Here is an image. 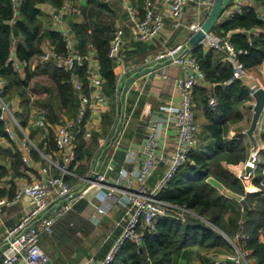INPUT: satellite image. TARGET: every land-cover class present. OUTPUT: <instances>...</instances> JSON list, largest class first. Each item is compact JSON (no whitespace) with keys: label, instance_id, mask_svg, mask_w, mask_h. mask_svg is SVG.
Listing matches in <instances>:
<instances>
[{"label":"trees","instance_id":"obj_1","mask_svg":"<svg viewBox=\"0 0 264 264\" xmlns=\"http://www.w3.org/2000/svg\"><path fill=\"white\" fill-rule=\"evenodd\" d=\"M16 1L17 12L13 10L12 0H0V79L8 83L3 98L6 103H17L15 119L21 127L29 128L31 139H36L38 135L43 138L37 148L50 155L56 151L54 132L50 128L35 129L29 124L33 108L37 115L54 127L65 120L75 119L80 106L71 84V74L52 64L40 62L42 47L46 44L53 46L57 53L67 55L62 35L54 31L52 20L41 11L43 6L60 11L66 0ZM70 1L73 12L69 18V33L74 41V53L87 59H96L102 80L101 91L109 99L108 109L101 117V133H92L89 139L85 138V124L90 118V113H87L75 137L74 151L79 163L75 172L83 176L98 151V140L108 136L110 127L116 121L119 81L114 74L115 65L109 59L108 51L116 29L119 8L100 0H85V4L81 0ZM129 1L142 15V0ZM249 2L250 5L241 14L222 19L212 30L221 36L239 31L230 36V42L236 50L246 51V55L239 56L246 75L260 72L264 65V0ZM257 7L261 11H257ZM123 13L122 19L127 18L124 10ZM74 17L81 18V22L75 21ZM254 30L261 34L248 37L243 33ZM134 46L136 54L142 56L143 63L147 55L156 52L143 43ZM191 53L208 82V87L195 88L193 91L194 117L199 128L198 146L190 154L188 163L170 182L162 199L191 211L197 217L185 215L181 218L179 212L168 211L166 217L156 221L154 232H143L140 246L125 243L112 264H177L179 258L187 263L192 248H198L210 257L223 255L227 250L231 251V247L222 235L233 241L241 234L247 236V239H239L238 245L251 251L253 264H264V150L259 153V163L252 180L260 193L247 195L243 199L247 209L245 221L242 219L241 203L224 196L208 182L212 180L225 190L244 196L242 182L224 165L236 166L248 159L250 145L247 135L243 133L247 130L251 116V91L242 80H232V66L225 61L224 54L205 51L201 47L194 48ZM13 54L14 61L9 62ZM14 62L21 68V74L16 72ZM90 71V64L84 62L78 72H74L87 95L92 90L89 87ZM211 97L216 100L214 108L208 106ZM139 101L135 118L139 117L144 105L142 99ZM5 128L6 123L0 121V140H7ZM260 140L264 145V123ZM32 155L35 160H39L36 152ZM0 162L8 163V167L0 165V181L10 179V187L8 190L0 189V195L12 198L16 192L12 179L20 178L25 166L20 153L16 152L11 157L8 150L1 148ZM83 206L80 203L78 208L83 209ZM123 214L124 211L121 216L118 215L119 220ZM67 215L59 220V224L72 221L73 226L67 225L64 234L74 237L78 231L88 235L92 230L90 225L88 227L77 216L70 218ZM240 221H243L242 227ZM119 232L120 229H117L116 234L106 242L99 253L100 257L110 250ZM45 235L48 236L42 235L41 240Z\"/></svg>","mask_w":264,"mask_h":264},{"label":"built area","instance_id":"obj_2","mask_svg":"<svg viewBox=\"0 0 264 264\" xmlns=\"http://www.w3.org/2000/svg\"><path fill=\"white\" fill-rule=\"evenodd\" d=\"M120 1L131 25L132 39L137 43L152 45L162 35L164 18L155 10L157 3L168 9L172 32L185 27L182 17L190 0H142V15L129 0ZM16 2L12 0L15 12L18 10ZM212 2L213 0H197V5L198 7H211ZM248 5H250L249 0H233L231 5L225 9L226 17L232 18L241 14ZM60 11L65 15L72 14L71 7L66 4ZM55 13L56 10L53 9V14ZM53 18L59 21L58 15H53ZM201 25L202 23L198 21L188 26V29L195 33ZM61 35L67 55L57 53L53 46L46 44L40 62L52 64L57 69L71 74V84L80 103L78 115L75 119L65 120L64 123L54 127H51L42 117L35 119L32 124L36 129L50 128L54 132L56 153L60 156V161H55L50 155L40 152L26 129L17 122L14 116L16 102L6 103L4 101L3 96L8 83L0 79V109L2 111L0 121L6 123L7 141L16 142L19 134L18 144L24 165L30 164L33 152L40 154L45 161V165L39 169L41 179L17 188L12 198H0V220L4 208L13 207L25 198L29 200V208L21 218L0 235L2 264H53L52 259L40 246L42 235L51 234L55 223L72 211L74 206L93 188H105L107 197L115 200L124 209L123 217L116 225L121 228V232L102 260L97 261L91 257L80 264H112L115 255L125 243L130 242L140 246L143 232H154L156 221L166 217L168 211L179 212L181 218L185 215L197 217L191 211L162 199L170 182L188 163L190 154L198 146L199 128L194 117L193 91L195 88L208 87V82L205 73L192 57V50H189L185 43L169 46L165 42L162 44V50L144 63L143 71H148V73L146 71L147 76L155 71L156 65L178 67L181 75L175 78L172 97L164 107H160L155 112L151 104H144L139 121L142 123L145 139L136 151L132 145L126 149L124 166L119 167L115 162V155L123 146L128 123L133 117L139 99L144 96L145 84L133 82L138 99L130 112H127L128 107L123 102L122 92L119 87L117 88L116 95L119 94V99L122 96L120 99L122 107L120 111L117 108L116 121L110 127L103 146L100 147V160L92 165L88 176L80 180V184L72 186L67 180L76 179L73 165L77 163L74 149L75 137L80 131L79 127L83 124L87 113L101 118L108 109V102L107 97L101 91L102 80L98 74V67L92 59L74 53V41L69 31ZM123 36V28L117 26L108 51L109 59L117 65L124 63L121 55ZM230 36L231 32L224 36L210 33L198 43L197 47L205 51L213 50L224 54L225 61L232 66V80L244 81L248 77L239 56L246 55V51L236 50L230 42ZM13 58L11 57L9 62H13ZM74 61H76L77 68L82 67L84 62L90 64L89 87L92 89V95L85 94L82 83L74 74ZM14 68L17 73H22L21 68L15 62ZM257 89L259 88L252 87L250 94L252 95ZM175 96H178V102L174 100ZM208 106L210 108L216 106L214 97L209 99ZM92 130L89 128L85 130L86 139L91 137ZM243 134L247 135L246 131ZM172 136L174 140L170 144L169 140ZM106 143L107 146H105ZM259 153L256 147L250 149L243 171L238 177L244 187L243 199L247 195L260 193V189L252 183L259 163ZM126 165H129V170L125 168ZM160 165L163 167L162 176L151 185L149 180ZM246 167L250 168L248 174L245 173ZM88 206L89 222L99 227L108 217L107 209L93 203H89ZM242 222H239L240 227H242ZM222 236L226 239L224 235ZM239 239H247V236L241 234L235 237V242H230L231 254L228 260L231 264H253L251 251L239 246L237 243Z\"/></svg>","mask_w":264,"mask_h":264},{"label":"crops","instance_id":"obj_3","mask_svg":"<svg viewBox=\"0 0 264 264\" xmlns=\"http://www.w3.org/2000/svg\"><path fill=\"white\" fill-rule=\"evenodd\" d=\"M105 3H110L117 8H119L118 12V19L116 21V26H121L124 30V36H123V48H122V58L124 59V63L117 65L114 63V74L117 76V79L119 81V88L123 86L122 95H123V102L126 103L127 107L130 108L127 110V112H130L134 106V104L137 102L138 95L136 92L135 87H133V82L137 81V83L145 84L144 88V96L140 98L139 100H143L144 104H151L153 110L155 112L158 111L160 107H164L168 101L171 99L173 94V86H174V80L175 78L179 77L181 75V70L178 67H162L160 65L155 66V71L150 75L147 76L148 71L144 69V63H146L147 59L152 58L154 55H156L158 52L162 50V44L167 43L169 46L177 45L180 43H185L191 38V36L194 34L188 29V26L191 24H194L196 22L203 23L207 17L208 12L210 11L211 7H198L197 0H190L186 8L183 12L182 21L184 24V28H181L175 32L171 31V25H170V18L168 9L165 7H162L159 3L155 5V10L163 15L164 18V31L160 38L155 40L152 45H146L152 48H154V53H151L150 55H147L144 59V63L141 61L142 56L136 54V48L135 44L137 42L133 41L132 39V29L131 25L128 22V19H122L123 13V7L121 5L120 0H100ZM233 0H229L228 6L231 5ZM82 4H85V0H81ZM66 5L70 6L72 8L73 4L70 0H66ZM228 6L226 8H228ZM257 11H261L259 7L256 8ZM41 11L47 15L51 20L53 24L54 31L58 33H63L66 31H69V25L71 23V15H65L62 14L61 11H56L55 14H53V8L43 6L41 7ZM73 12V11H72ZM121 14V15H120ZM53 15L59 16V21H55L53 18ZM226 12H224L222 19H225ZM75 21L81 22V18L74 17ZM219 23V22H218ZM217 23V24H218ZM216 24V25H217ZM239 31H233L231 32V35L237 34ZM244 33V32H243ZM261 34L260 31L254 30L251 32H247V35L252 36H258ZM138 44V43H137ZM45 49V46L42 47V51ZM93 63H96V59L93 58ZM262 71L264 70V65L262 66ZM147 71V73H146ZM134 74V75H133ZM133 77L131 78V76ZM247 79H245L243 82L245 86L249 89L252 88V86H249V75H247ZM249 83V84H248ZM92 90L89 93V95H92ZM122 97V96H121ZM120 97V99H121ZM118 100V103L120 101ZM174 100L178 102L179 98L178 96L174 97ZM107 102H109V99L107 97ZM140 101H138L139 103ZM117 103V108H118ZM17 105V103H16ZM139 105V104H138ZM137 105V107H138ZM108 106V103H107ZM144 106V105H143ZM127 108V109H128ZM143 108V107H142ZM119 109V108H118ZM137 111V108L135 109ZM134 111V114H135ZM142 111V109H141ZM32 115L30 117L29 124H33L35 119L41 117L40 115L36 114L35 108L32 110ZM133 114L132 119L128 123V129L124 136L123 146L117 151L115 155V162L117 166H124V156L126 149L132 145V148L136 151V148L144 141V129L142 128V123L139 121V117L135 118ZM251 121V116L249 121L247 122V130L249 128V124ZM264 123V115L260 119L259 125L257 130L255 131L253 137L255 143H252L247 135V140L249 142V149L256 147L260 152L264 150V145L261 143L260 136L262 132V127ZM34 127V126H33ZM35 128V127H34ZM93 129L92 133H101L102 128V120L99 117H96L95 115H90V118H88L87 123L85 124V129ZM27 133L30 135L29 128H25ZM36 129V128H35ZM246 130V133H247ZM172 133V132H171ZM18 134V133H17ZM172 136L169 140L170 144L173 143ZM17 138L20 139L19 134L17 135ZM18 139L16 142H9L7 140H0V148L3 150H8L9 155L12 157L14 153L18 152L21 155L20 147L18 144ZM36 145L37 142H42L43 138L38 135L36 139H32ZM105 138L98 140V151L94 154L93 158L89 162V170L97 161L100 160V147L103 146ZM108 144L106 143L105 146ZM255 145V146H254ZM250 151V150H249ZM38 154V153H37ZM50 156L55 161H60V156L56 153V151H53ZM39 160H35L34 156H31V161L29 165H24L25 170L21 171L22 176L20 178L12 179V182L17 188L21 187L24 184H29L32 182H35L39 179H41L42 175L40 173V168L45 165L44 159L38 154ZM43 161H42V160ZM245 163V162H244ZM244 163H241L239 165H224L227 170L234 175L237 179L239 175H241L243 171ZM0 165L7 166L8 163H2L0 162ZM73 171L76 175V179H68L69 184L74 186L77 184H80V180L83 178H86L89 174L88 172L80 176L78 175L75 170L79 166V163L77 162L75 165H73ZM125 168L127 170L130 169L129 165H126ZM160 171H163V167H159ZM8 179V181H7ZM79 180V183H78ZM211 185H213L221 194L224 195V191H226L220 184L217 182H214L212 180H208ZM10 187V179L4 178L0 181V189L1 190H8ZM225 196V195H224ZM6 197L8 198V195H0V198ZM80 203H82L83 209H79ZM89 203L102 205L105 207L108 211V218L105 219V221L99 226L95 227L93 226L89 220H88V214H89ZM29 208V200L27 198L23 199L21 202L16 204L13 207L10 208H4L3 209V216L0 220V235L4 233V231L10 227H12L24 214V212ZM124 209L113 199H109L107 197V191L105 188H93L90 192H88L83 199H81L73 208L72 211L68 213V217L73 218V216H77L79 219L86 222L87 226L90 225L92 227V230L89 232L88 235H83L80 231L75 234L74 237H71L69 235L64 234V229L68 227H72V221L67 224L66 221H63L61 224H59V221L55 223V225L52 227L51 234L48 236H44L40 242V246L42 250L52 259L53 264H80L83 261L94 257L97 261L102 260L106 254L103 257L99 256V253L101 252L102 248L106 244V242L113 237V234L117 232V229L115 228L116 224L121 221V219H118V215L121 216ZM74 221V220H73ZM59 224V225H58ZM89 227V226H88ZM57 229V230H56ZM56 230L54 233L53 231ZM112 234V235H111ZM110 237V238H109ZM231 247V246H230ZM190 259L186 263L184 260L178 259L177 264H191V262H195V264H231L228 260V256L231 254V251L227 250L225 254L213 256L210 257L206 255L202 250L198 248H192L190 251ZM1 259V258H0ZM253 263V261L251 260Z\"/></svg>","mask_w":264,"mask_h":264},{"label":"water","instance_id":"obj_4","mask_svg":"<svg viewBox=\"0 0 264 264\" xmlns=\"http://www.w3.org/2000/svg\"><path fill=\"white\" fill-rule=\"evenodd\" d=\"M228 2L229 0H213L210 11L207 14V17L205 19V21L202 23L201 28L195 32L191 38L186 42V47L189 50H193L194 48L197 47L198 43L208 34H210L212 32V30L214 29V27L216 26V24L220 21V19L222 18L226 7L228 6ZM244 34L246 35L247 32H244ZM91 56L93 55V53L90 54ZM15 55L13 54L12 57H14ZM74 65H75V72H78V68L76 67V61H74ZM97 62L95 63V66H97ZM123 90V86L120 87V91ZM252 99H253V105H252V110H251V121L249 124V128L247 130V135L249 137V139L251 140L252 143H255L254 141V133L258 128L260 119L263 117L264 115V89L263 88H259L257 89L252 95H251ZM122 107V101H119L118 103V108L119 111L121 110ZM2 111L0 109V115H1ZM255 146V145H254ZM160 167H162V165H160ZM250 172V168L246 167L245 168V173L248 174ZM162 176V172L157 169L156 171H154V173L152 174V177L149 180V183L151 185H153L155 183V181L157 179H159ZM224 195L230 199H233L239 203H241L242 207H243V215H242V219L243 221L246 220V208L244 207V201L243 198L239 195L233 194L229 191H224Z\"/></svg>","mask_w":264,"mask_h":264},{"label":"rangeland","instance_id":"obj_5","mask_svg":"<svg viewBox=\"0 0 264 264\" xmlns=\"http://www.w3.org/2000/svg\"><path fill=\"white\" fill-rule=\"evenodd\" d=\"M211 33H213V32H211ZM248 82L250 83H248L249 84V86L251 87H256V88H263L264 89V70L262 71V70H260V72H257V73H255V74H251V75H249V79H248ZM37 144H38V142H37ZM250 152V151H249ZM7 181H8V179H7ZM242 197V196H241ZM105 221V220H104ZM117 225V224H116ZM115 228L116 229H120V232H121V228L120 227H117V226H115ZM120 232H119V234H120ZM116 234V233H115ZM118 234V235H119ZM112 235V234H111ZM226 237V236H225ZM110 238V237H109ZM226 239H227V241H228V243L230 244V242H235V240H233V241H231L230 239H228L227 237H226ZM191 264H195V262H191Z\"/></svg>","mask_w":264,"mask_h":264},{"label":"bare ground","instance_id":"obj_6","mask_svg":"<svg viewBox=\"0 0 264 264\" xmlns=\"http://www.w3.org/2000/svg\"><path fill=\"white\" fill-rule=\"evenodd\" d=\"M248 190H250V189H248Z\"/></svg>","mask_w":264,"mask_h":264}]
</instances>
